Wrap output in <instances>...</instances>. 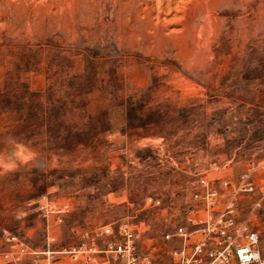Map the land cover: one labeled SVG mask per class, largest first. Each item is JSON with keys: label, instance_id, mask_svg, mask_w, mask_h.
<instances>
[{"label": "rangeland", "instance_id": "374dc122", "mask_svg": "<svg viewBox=\"0 0 264 264\" xmlns=\"http://www.w3.org/2000/svg\"><path fill=\"white\" fill-rule=\"evenodd\" d=\"M263 162L264 0H0V264L119 223L166 264L198 177Z\"/></svg>", "mask_w": 264, "mask_h": 264}, {"label": "built area", "instance_id": "2783aa9c", "mask_svg": "<svg viewBox=\"0 0 264 264\" xmlns=\"http://www.w3.org/2000/svg\"><path fill=\"white\" fill-rule=\"evenodd\" d=\"M257 168L260 181L254 175ZM219 183L224 188L230 181L224 178ZM235 183L234 191H224L213 179L198 177L181 219L162 235L164 240H179L167 248L166 264H264V238L250 219L264 209V162L239 173ZM238 190L256 193L247 212L241 211L235 198ZM4 233L18 245L14 254L4 253L5 261L17 264L27 246L16 235ZM138 237L136 226L104 224L82 232L78 243L53 252L80 264H163L155 254L139 248ZM31 264L53 263L33 259Z\"/></svg>", "mask_w": 264, "mask_h": 264}, {"label": "bare ground", "instance_id": "6f19581e", "mask_svg": "<svg viewBox=\"0 0 264 264\" xmlns=\"http://www.w3.org/2000/svg\"><path fill=\"white\" fill-rule=\"evenodd\" d=\"M156 1H157V0H156ZM180 1H181V0H180ZM171 2H172V1H171ZM172 3H173V2H172ZM163 5H164V4H163ZM177 6H178V4H177ZM177 6H176V7H177ZM181 6H182V5H181ZM147 10H148V9H147ZM139 13H140V12H139ZM146 14H147V13H146Z\"/></svg>", "mask_w": 264, "mask_h": 264}]
</instances>
